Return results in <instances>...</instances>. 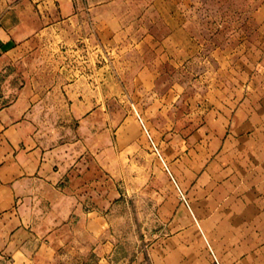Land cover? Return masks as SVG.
Listing matches in <instances>:
<instances>
[{"label":"rangeland","instance_id":"1","mask_svg":"<svg viewBox=\"0 0 264 264\" xmlns=\"http://www.w3.org/2000/svg\"><path fill=\"white\" fill-rule=\"evenodd\" d=\"M162 1L155 22L138 21V7L112 6L132 14L109 20L115 36L108 48L76 58L108 65V99L89 102L92 116L69 132L64 102H54L55 132L42 134L45 143L70 147L76 165L66 188L88 206L108 209L122 257L264 264V5L232 0L215 12L212 5ZM142 23L158 36L184 25L198 33L200 48L182 67L157 54L156 83H138L132 75Z\"/></svg>","mask_w":264,"mask_h":264},{"label":"crops","instance_id":"2","mask_svg":"<svg viewBox=\"0 0 264 264\" xmlns=\"http://www.w3.org/2000/svg\"><path fill=\"white\" fill-rule=\"evenodd\" d=\"M181 1L212 5L218 12L232 0ZM158 2L163 1L0 0V264H146L145 253L131 259L120 255L105 206H88L66 188L76 165L70 164V147L47 145L42 134L55 132L54 102H64L69 132L90 119L94 106L89 102L108 99V65L76 58L94 47L108 48L115 36L109 20L123 21L132 14L113 12L112 6L138 7V21L155 22ZM257 2L262 10L264 0ZM83 3L90 12L83 13ZM149 28L140 30L134 45L139 56L132 76L138 83L148 77L155 84L161 75L157 54L182 67L200 42L198 33L184 25L168 26L162 36ZM63 52L74 60L48 59L47 54ZM97 87L100 92L94 93Z\"/></svg>","mask_w":264,"mask_h":264}]
</instances>
